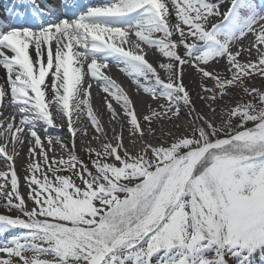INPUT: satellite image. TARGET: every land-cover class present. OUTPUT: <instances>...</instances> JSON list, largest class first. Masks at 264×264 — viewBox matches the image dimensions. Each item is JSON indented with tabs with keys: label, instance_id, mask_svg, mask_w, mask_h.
<instances>
[{
	"label": "snow or ice",
	"instance_id": "1",
	"mask_svg": "<svg viewBox=\"0 0 264 264\" xmlns=\"http://www.w3.org/2000/svg\"><path fill=\"white\" fill-rule=\"evenodd\" d=\"M0 164V264H264V0H18Z\"/></svg>",
	"mask_w": 264,
	"mask_h": 264
},
{
	"label": "bare ground",
	"instance_id": "2",
	"mask_svg": "<svg viewBox=\"0 0 264 264\" xmlns=\"http://www.w3.org/2000/svg\"><path fill=\"white\" fill-rule=\"evenodd\" d=\"M1 1L2 0H0V2ZM110 68H111V75H113L114 78H116L118 80V82H123L126 87H129V88L131 87L130 81L128 80V78L123 73H121L119 71V68L117 66L110 65ZM191 86L194 87V85H191ZM103 95L104 94L101 91H99L96 88V86L94 85V87H93V97H94V105L96 107H100L102 105V102H103L102 101V97H103ZM103 119H104L105 125L107 126V120H108L107 113L104 114ZM49 134L53 135V136H57V137H59L61 139H68V135L66 133V130L54 129V130H51ZM127 140H128L127 133H125V141H126V143H127ZM23 165H24V158L22 156L19 160H17V164H16L17 170L19 172L23 171ZM2 167H3V165L0 164V168H2Z\"/></svg>",
	"mask_w": 264,
	"mask_h": 264
},
{
	"label": "rangeland",
	"instance_id": "3",
	"mask_svg": "<svg viewBox=\"0 0 264 264\" xmlns=\"http://www.w3.org/2000/svg\"><path fill=\"white\" fill-rule=\"evenodd\" d=\"M256 83L257 84H259L260 83V81H256ZM20 173V175L21 176H23V171H21V172H19ZM21 191L22 192H26L27 191V189H25L23 186L21 187ZM3 211H5L3 208H0V212H3ZM15 213H13V215H14ZM3 242V239H0V243H2Z\"/></svg>",
	"mask_w": 264,
	"mask_h": 264
}]
</instances>
